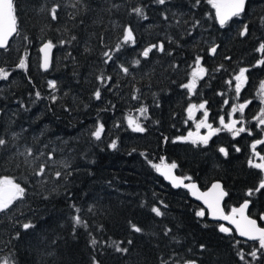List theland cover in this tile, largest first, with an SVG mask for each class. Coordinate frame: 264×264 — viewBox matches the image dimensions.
Returning a JSON list of instances; mask_svg holds the SVG:
<instances>
[{"label":"trees","instance_id":"trees-1","mask_svg":"<svg viewBox=\"0 0 264 264\" xmlns=\"http://www.w3.org/2000/svg\"><path fill=\"white\" fill-rule=\"evenodd\" d=\"M194 4L13 0L17 31L0 48V69L9 74L0 78V137L8 141L0 146V178L11 177L25 195L0 212V261L92 264L95 257L100 264H264V254L258 260L247 255L259 248L258 241L242 239L232 228L220 232L221 223L210 219L185 188L173 187L153 167L161 158L175 163L178 174L195 179L200 187L219 179L227 191L226 209L248 198L250 215L260 221L264 213V188L255 191L264 181V170L248 163L256 153L264 156V143L252 148L264 141V125L253 120L264 108L259 95L264 65L257 64L264 59L258 51L264 42V0H246L245 12L223 27L208 0ZM53 5H59L55 20ZM140 6L146 18L132 12ZM245 24L248 32L241 36ZM126 27L133 30L135 43H122ZM46 40L53 50L44 69L39 46ZM151 45L157 47L142 56ZM214 46L217 51L211 54ZM197 56L205 73L190 92L182 85ZM21 59L24 68L18 67ZM121 65L129 69L127 74ZM241 68L248 71L237 94L234 77ZM49 81H55V89ZM98 88L99 100L94 96ZM236 103L245 105L237 112L245 131L233 136L221 117H228ZM192 104H204V122L220 129L207 145L189 136L197 128L188 112ZM142 108L147 109L143 114ZM129 113L136 115L143 132L129 126ZM99 124L104 130L97 140L92 132ZM208 134L207 127L200 137ZM113 141L115 149L110 147ZM28 147L32 156L25 154ZM40 164L47 169L37 176ZM153 207L163 215L157 216ZM201 210L204 215L197 216ZM76 215L87 227L74 228ZM25 223L34 227L24 229ZM93 238L95 245L90 243ZM117 244L128 251H116Z\"/></svg>","mask_w":264,"mask_h":264},{"label":"snow or ice","instance_id":"snow-or-ice-1","mask_svg":"<svg viewBox=\"0 0 264 264\" xmlns=\"http://www.w3.org/2000/svg\"><path fill=\"white\" fill-rule=\"evenodd\" d=\"M79 2V0H78ZM157 3L163 5L166 3V0H156ZM210 4H212V7L216 11V20L220 24L221 27H223L232 17H239L243 12H245V5H246V0H225V2H221V0H208ZM200 3V0H195V5H198ZM76 5H73L75 7ZM114 7H118L117 5H114ZM59 8V5H53V7L50 9V14L53 20L57 19V9ZM132 12H134L136 15L140 17H144V8L143 6L140 7H135L132 9ZM146 18V17H144ZM261 23L264 24V17H261ZM199 24V21H196L194 24V27ZM17 31V17L15 15V9L13 5V0H0V48H4L7 46L8 43V38L13 35ZM248 32V25L245 24L240 31L241 36H245ZM75 39V37H73ZM129 41L135 43L134 36H133V30L130 27H126L124 29L123 37H122V43L127 44ZM61 43H65L64 41H61ZM53 47V44L49 41L45 43L42 48L41 52L44 53V58H43V64L42 67L44 69H47L49 67V56L48 53ZM121 47V44H117L115 51H119ZM157 45H151L147 48H145L142 52V56L148 57L149 53L153 50V48H156ZM159 50L163 51V45H159ZM217 51V48L214 46L210 49L211 53H215ZM258 51L264 53V42H262L259 45ZM104 56L107 57L108 60L112 59V56L109 52H105ZM201 57L197 56L195 59V67L192 72V79L189 81V83L182 85V87L187 88L190 92L195 88L196 86V79L205 73V69L201 67ZM107 63V60L105 61ZM135 64H139V60L134 61ZM258 65H264V59L257 61ZM18 67L24 68L25 67V62L23 59H21L20 63L18 64ZM121 70L127 74L129 72V69L125 67L124 65L120 66ZM248 71L246 68H241L239 70V73L235 75L234 79L237 82L236 83V92L239 94L240 89L242 87V84L244 80L246 79L245 73ZM8 72L5 71L4 69H0V78H7L8 77ZM97 79L101 80V82H104L105 78L103 76L97 77ZM110 79V77L108 78ZM49 87L52 89H55L56 83L55 81H49L48 82ZM36 97H40V93L36 92ZM94 96L96 99L101 98V90L98 88L96 92L94 93ZM51 99L53 101L56 100L55 96H52ZM133 99H138V97L133 96ZM227 103V101H225ZM195 106L190 105L188 112L189 116L191 117L192 115V110ZM200 108H204V104H201L199 106ZM245 105L241 104L239 106V110L242 112L244 109ZM237 109L233 108V112H235ZM141 113L143 114L144 112L147 111L146 108H142ZM205 117H207V112L204 113ZM128 123L129 126L132 127L133 131L137 132H143L145 129L140 126L139 123H137L132 117L128 118ZM259 123L261 125H264V118L260 119ZM221 124L224 125L226 129L232 132L233 136L239 135L241 132L245 131V128L240 127V128H235V121H232L229 124L224 123V118L221 117ZM200 127H208L209 128V134L207 136H201L199 137V140L201 143L207 145L208 141L215 132L220 131V129H214L212 128L211 125L206 124V122L201 121L199 124H197V128ZM104 127L103 124H99L98 127L94 132H92V136L96 138L97 140L100 139L101 133L103 132ZM192 134L189 133V136ZM12 136L15 138L17 136L16 133H12ZM196 141H193L195 143ZM8 143V141L0 137V146H5ZM264 143V141H256L255 144L252 145L253 150H255L256 144H261ZM116 141H113L110 145L111 148L115 149L116 148ZM236 151H240L239 148L236 149ZM219 152L224 154L225 156L228 155L227 150L224 147L219 148ZM25 154L27 156H32L33 155V149L31 147L26 148ZM43 154V153H41ZM257 156H259V153H256ZM48 159L52 160L53 159V153L49 152L47 153ZM260 163H254L252 159H249L248 163L252 167H256L258 169L264 170V156H260ZM162 162H163V158ZM151 163V162H149ZM65 167H68V165H65ZM153 167L156 168L158 172L162 171V174L165 175L167 179H171L173 181L174 186H178L177 184V178L173 177L171 175V170L176 168L177 165L175 163H172L170 165H153ZM47 169L46 164H40L39 169L36 172L37 176H42L45 174ZM70 174V173H69ZM56 177H60L62 175L61 172L57 171L55 173ZM190 179V178H188ZM180 183H183L181 180ZM186 188H190L192 190L193 195H197V189L195 184H185L183 185ZM261 188H264V181H261L260 186L255 189V191H259ZM213 190H219L216 192V194L213 196L211 200H209L207 197L210 195V193H203L198 196L199 199H203L205 204L208 205V208L212 211L213 215H216L217 213L220 214V217L224 220H229L231 223L236 225L237 230L239 231L241 236H246L250 240H256L259 242V248L258 249H253L250 253L247 255L251 256L253 260H258L259 256L261 254H264V228L258 227L257 222L255 220L248 219L246 216H244V210L248 207V201L246 200L239 209L233 208L231 215H224L223 212L219 208V201L223 198L224 195H226L225 192L221 189V185L219 183L213 184L212 185ZM253 190H249L248 195H252ZM25 195V189L21 187L20 184L14 182L12 179H9L7 177H4L0 179V212H4L10 208L14 204V201H17L21 198H23ZM73 207H75L73 205ZM80 209H76V212H79ZM152 211L157 215H163V213L160 211L159 208L153 207ZM239 214L241 217V220H236L235 216ZM197 216H203L204 211H198L196 213ZM261 219H264V216L261 217ZM74 220V228L75 226L83 224L85 227H87V224L81 219L79 215H76L73 217ZM24 229H29L34 227L31 223H25L22 225ZM132 228L136 232L142 231L141 228L137 227L136 225H132ZM220 232L223 233H228L230 231L229 228H226L224 225L219 226ZM170 230L166 229L165 234H168ZM17 236H19V233H17ZM90 243L92 245H95L97 243L96 239L93 238L91 239ZM129 244L132 243L131 240L128 241ZM201 249H203L205 246L203 244L200 245ZM116 251L118 252H127L128 249L124 247H120L119 244L116 245ZM238 256L241 261L245 260V255L243 252H239ZM0 264H10L8 260L0 261ZM92 264H100V261H98L95 257L92 258ZM184 264H196L195 260H186Z\"/></svg>","mask_w":264,"mask_h":264},{"label":"water","instance_id":"water-1","mask_svg":"<svg viewBox=\"0 0 264 264\" xmlns=\"http://www.w3.org/2000/svg\"><path fill=\"white\" fill-rule=\"evenodd\" d=\"M221 2H225V0H221ZM214 12H215V17H216V11H215V9H214ZM15 33H16V32H15ZM15 33H13V35H14ZM13 35H12V36H13ZM12 36H10V37L8 38V43H9V41H10V39H11ZM47 42H49V41L46 40V41L42 42V43L40 44V46H39V51H40V55H41V64H43V58H44V53L41 52V48H42V46H43L45 43H47ZM8 43H7V45H8ZM52 50H53V47L51 48V50H50L49 53H48V56H49V64H50V61H51ZM162 163H163V165H170V164H172V163H170V162H166L164 159H163V162H162ZM162 172H163V168H162V171H161V172H158V173H160L161 176H162L167 182H169L173 187H176V188H178V187L185 188V189L188 191L189 195H190L193 199H195L196 201H198V202L203 206V208L205 209V211H206V213H207V215H208V217H209L210 219L215 220V221H218V222H221V225H224L225 227H226V225L230 226L232 229H234V231L236 232V234H237L240 238H243V239H246V240H250V239H249L248 237H246V236H241L240 233H239V231H238L237 228H236V225L233 224V223H231L229 220H224V219H222V218L220 217V214H219V213H217L216 215H213V214H212V211L208 208V205L205 204L204 200L198 198V196H199L200 194H203V193H210V195H209L207 198H208L209 200H211V199L213 198V196L216 194V192L219 191V190H213V189H212V185H213V184H216V183H219V184L221 185V189L223 190V192H225V193L227 194V191H226V189L224 188L223 183H222L221 180H219V179H215V180H212L207 186H205V187H200V185L198 184V182H197L195 179H192V178L188 179V177H185V176H183V175L178 174V173L176 172L175 168H174V169L171 170V175H172L173 177H176V178H177V184H178V186H174L173 181H172L171 179H167V178L165 177V175L162 174ZM181 180L183 181V183H180ZM185 184H195V185H196V189L198 190V191H197V195H193V194H192V190H191L190 188H186V187H184L183 185H185ZM225 197H226V195H224L223 198L219 201V208H220V210L223 212L224 215H231V213H232V209H230V210H226L225 207H224V204H223V203H224V199H225ZM246 200L249 202V203H248V207H249L250 200H249V199H245V200H243L242 202H240L238 205H236L234 208L239 209L240 206H241ZM248 207L244 210V216H246L248 219L255 220V221L257 222V226H258V227H262V228H264V225H261V224L259 223V220H258L256 217L251 216V215L248 213ZM262 216H264V214H262L261 217H262ZM235 219L238 220V221L241 220L240 215L237 214V215L235 216ZM262 220L264 221V219H262Z\"/></svg>","mask_w":264,"mask_h":264},{"label":"rangeland","instance_id":"rangeland-1","mask_svg":"<svg viewBox=\"0 0 264 264\" xmlns=\"http://www.w3.org/2000/svg\"><path fill=\"white\" fill-rule=\"evenodd\" d=\"M194 67H195V64H194V66L192 67V69H191V76H190V78H189V80H188V82L187 83H189V81L192 79V72H193V69H194ZM201 67H202V65H201ZM237 75V74H236ZM197 80V79H196ZM235 80V79H234ZM236 81L234 82V85L236 86ZM259 95H260V98L263 100V103H264V80H263V82L261 83V86H260V88H259ZM242 103H236V104H234L233 106H231V109H230V111L228 112V117H226V116H223V118H224V123L225 124H229V123H231L232 121H235L236 122V124H235V128H240V127H243V128H245V121L242 119V118H240V117H238V115H237V112H239L240 110H239V106L241 105ZM244 104V103H243ZM192 105H194L195 107L193 108V110H192V117H193V120H194V124L196 125V127H197V124H199L201 121H205V119H206V117H205V115H204V113L206 112V109H205V107L204 108H200L199 106L201 105V104H192ZM233 108H236L237 110L235 111V112H233ZM129 117H132L137 123H138V121H137V118H136V115L134 114V113H129V114H127V116H126V121L128 122V118ZM262 118H264V108L263 109H261L259 112H257L256 114H255V116L253 117V120L257 123V124H259L260 125V123H259V121H260V119H262ZM206 129L207 127H200V128H196L195 130L196 131H194V132H192V135L194 136V138L193 139H198L199 137H200V133H201V130L202 129ZM260 156H256V155H254L251 159L253 160V162L254 163H260L261 161H260V158H259ZM162 164V160H159L157 163H155V165H161ZM2 178H4V177H2ZM2 178H0V179H2ZM7 178H9V179H12L11 177H7ZM13 180V179H12ZM14 181V180H13ZM259 244V243H258ZM2 261H4V260H2ZM11 264V263H10ZM182 264H184V263H182Z\"/></svg>","mask_w":264,"mask_h":264},{"label":"flooded vegetation","instance_id":"flooded-vegetation-1","mask_svg":"<svg viewBox=\"0 0 264 264\" xmlns=\"http://www.w3.org/2000/svg\"><path fill=\"white\" fill-rule=\"evenodd\" d=\"M262 222H264V221L262 220Z\"/></svg>","mask_w":264,"mask_h":264},{"label":"bare ground","instance_id":"bare-ground-1","mask_svg":"<svg viewBox=\"0 0 264 264\" xmlns=\"http://www.w3.org/2000/svg\"><path fill=\"white\" fill-rule=\"evenodd\" d=\"M195 201V200H194Z\"/></svg>","mask_w":264,"mask_h":264}]
</instances>
